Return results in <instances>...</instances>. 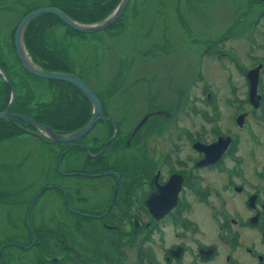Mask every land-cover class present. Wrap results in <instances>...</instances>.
<instances>
[{
    "label": "flooded vegetation",
    "instance_id": "af4514ba",
    "mask_svg": "<svg viewBox=\"0 0 264 264\" xmlns=\"http://www.w3.org/2000/svg\"><path fill=\"white\" fill-rule=\"evenodd\" d=\"M259 14L264 16V9ZM258 20L231 37L245 53L226 45L231 34L219 42L204 39V44L216 41L207 50L217 59L228 55L231 63L223 67L225 87L209 85L204 76V86L192 92L204 101V137L198 133L202 123L193 129L191 119H179L172 114L175 106L161 105L150 94L135 123L118 119L87 75L75 72L100 100L104 118L93 126L104 121L106 139L100 142L96 135L87 142L84 170H66L65 154L60 165L59 157L52 159L55 168L46 166L34 175L26 170L20 182L5 181L24 172L20 163L0 168L5 171L0 172V218L10 225L1 234L0 264H127L131 254L135 264H264V20ZM182 31L191 33L186 26ZM218 46L231 50L221 55ZM172 72H166L169 79ZM182 87L171 92L182 97L197 89L192 79ZM109 115L119 141L107 142L114 130ZM6 121L17 126L22 121L38 133L30 134L49 143L27 120L13 116ZM84 135L74 146L85 148ZM53 174L60 181H49ZM74 176L72 184L64 182ZM17 222L25 231H17ZM196 235L203 240L193 239Z\"/></svg>",
    "mask_w": 264,
    "mask_h": 264
},
{
    "label": "rangeland",
    "instance_id": "374dc122",
    "mask_svg": "<svg viewBox=\"0 0 264 264\" xmlns=\"http://www.w3.org/2000/svg\"><path fill=\"white\" fill-rule=\"evenodd\" d=\"M58 2H65L67 10L82 14L90 8H100V5L114 4V8L119 0H58ZM41 5L55 6L51 0H0V66L13 83L16 99L21 101V104L17 106L14 103L11 104L9 110L23 113L21 105L31 96L25 106L31 112L41 111L42 116H45L47 111L34 107V100L38 102L43 100V102L52 104L59 100L55 94L62 91L65 102L63 116L67 119L78 114L76 111L80 105L77 102L78 99L63 83L57 86V83L53 82L51 85L41 79L42 77L29 76L30 72L27 73L22 66L14 46V31L20 18L30 9ZM263 9L264 0L257 2L256 0H128L124 10L112 23L94 32H80L60 18L59 20L50 15L36 19L30 27L33 35L31 42L36 52L42 56V60L46 58L52 63H61L64 57L65 62L69 61L68 63L73 66L76 73L87 75L96 90L101 92L103 101L109 103L111 111L115 108L118 119L122 118L121 120L128 124L131 122V125L135 123L137 117L142 114L143 105L150 94L152 99H156L161 105L175 106L172 110H177V112L172 114L179 119L185 120L186 123L187 121L190 123L189 119H191L193 129L202 123L198 133L204 137V114L202 113L204 101L200 103L198 98H194L192 92L195 90L198 92V87L204 86V76L209 85L225 87L226 69L223 67L231 66L228 55L217 59L218 54L207 50L212 44L216 45L214 43L216 41L204 44V39L209 37L219 42L231 34L226 45H236L238 51L243 53L244 45L237 42L235 37H231L235 36L252 19L259 18L263 21L264 16L259 14ZM184 26L191 29L189 35H184L182 31ZM185 43L190 44L186 49L178 48V45ZM170 44L175 45V48ZM230 46H218L221 55L222 51L230 52ZM204 54H206L205 61ZM202 57L203 60H201ZM167 71H173L172 79H169ZM2 79L6 82L0 74V110L7 106L11 97L10 86L7 82L3 84ZM191 79L192 86L197 89H189L190 94L188 93L187 96L179 97L173 91L171 92L172 88L178 90L180 87L184 88L182 86H188ZM26 83L30 86L27 87ZM74 102H76L74 106L70 105ZM184 113L192 115L186 118ZM77 117L76 120L81 121L79 114ZM21 122L18 121L19 124H23ZM3 127L4 125L0 124V133ZM106 130L108 131L109 127L106 128L104 121L97 122L81 138L82 144L89 146L86 142L90 143L92 136L96 135H99V141H104ZM1 136L0 168H13L19 166L18 163L21 168L24 167V172L19 175L15 173L17 179L9 176L11 179L6 177V182H16V180L20 182V178L26 177L24 175L26 170L34 175L43 167H54L50 165V162L53 158L59 157L64 145L68 146V143L43 142L27 131L14 135L1 134ZM112 139L120 140L118 134H115ZM160 143L163 144L162 141ZM86 147L73 146L67 151L63 159L66 170L74 166L82 170L88 167V155L84 150L87 149ZM0 172L5 173L3 170ZM47 179L49 177L38 181L42 183ZM49 181H60V176L53 174ZM74 181L75 176L64 178L66 184H72ZM24 212L25 207L22 214ZM196 216L198 217L194 214L192 217L196 218ZM16 224L18 227L21 226L19 222ZM9 228L10 225L0 218V241L5 237L1 234ZM67 229H69L68 224ZM70 230L72 231L71 220L68 231ZM17 231H25L24 225ZM194 238L197 241L203 240L200 235ZM187 242L192 243L191 240ZM133 259L131 254L126 263L135 264Z\"/></svg>",
    "mask_w": 264,
    "mask_h": 264
},
{
    "label": "water",
    "instance_id": "95a60500",
    "mask_svg": "<svg viewBox=\"0 0 264 264\" xmlns=\"http://www.w3.org/2000/svg\"><path fill=\"white\" fill-rule=\"evenodd\" d=\"M127 2L128 0H119L117 5L113 8V10L108 15H106L104 18L98 21L89 22V23L80 22V21L73 19L66 12H64L62 9L56 6L41 5V6H37L27 11L20 18L19 22L17 23L15 27L14 46H15L17 56L22 66L30 73L37 75L39 77H43L47 79L63 80V81L73 84L74 86L79 88L89 98V100L92 102V105H93L91 116L89 117V119L87 120L85 124L69 132L56 131L50 124L36 121L22 112H13L9 110V107L14 100L15 90L6 72L0 66V74L4 77V79L9 84L10 89H11L10 101L4 109L0 110V118L6 119V120H12L13 116H18L30 122L33 126H35L40 131H43L46 134V136L53 142H56V141L68 142L69 141L70 143L68 144V146H66L60 152V155L58 158L59 165H60V161L62 159L63 154H65L69 149H71L72 146H74V144H76L75 140L80 138L82 135H84L93 126L96 120L100 118H104V116H102L101 109H100V100L98 96L96 95V93L81 79V77L76 75L74 72L46 69L40 66L38 63H36L31 58V56L29 55L25 47L24 38H23L24 30L26 26L28 25V23L34 17L42 13H52L56 15L58 18H60L63 22L68 24L70 27L80 32L98 31L100 29L107 27L110 23H112L116 19L121 14V12L124 10ZM108 118H112L114 120V118L111 115H109ZM19 126L27 132L38 134L36 130H33L25 125L19 124ZM116 132H117V123L114 120V130H113L112 136L107 140V142L116 134ZM107 142H105V144H107ZM34 199H32V201L30 202L29 208L26 213V223L27 224H28V216L30 214L31 205Z\"/></svg>",
    "mask_w": 264,
    "mask_h": 264
},
{
    "label": "trees",
    "instance_id": "16d2710c",
    "mask_svg": "<svg viewBox=\"0 0 264 264\" xmlns=\"http://www.w3.org/2000/svg\"><path fill=\"white\" fill-rule=\"evenodd\" d=\"M51 1L53 2V4L55 6L59 7L64 12H66L69 16H71L72 18H74L75 20L80 21V22L97 21V20L101 19V17H103L106 14V12H109L114 6V4H111L109 6L100 5L99 6L100 8H98V9L97 8H94V9L90 8L88 11H84L82 14H79L76 11L73 12V11L67 10L65 2L59 3L58 0H51ZM40 15H38L36 18H33V21L36 20V19H39V18H43V17L48 16V15L54 16V18L59 19L56 15L51 14V13H42ZM33 21L26 26L25 33H24L25 45H26V48H27L29 54L31 55L32 59L36 63H38L40 66H42V67H44L46 69L63 70V71H67V72H75L73 66L68 63L69 61L65 62V58L64 57H62L63 61L61 62V63L64 62L63 64L58 63V62L52 63L46 58H44L42 60V56L39 53L36 52V50L32 46V42H31V36H33V35L31 33L30 27L32 26ZM29 35H30V40H29ZM27 73H29V72L27 71ZM28 75L31 76V77L35 76V75L31 74V73H29ZM52 81L57 83V86L59 84H62V83L67 85L70 93L74 94L73 96L76 99H78L77 102H79L80 105L76 108L77 109L76 111H78V114L81 116L80 117L81 121H77L76 120L78 118L77 117L78 114L75 115L74 117H68L67 119H64L63 108H64V105H65V102H64V96L62 94V91L58 92L57 94H55V96L60 101L58 100V101H56V102H54L52 104H49L48 102H43V100H41V102H38L37 100H34V103H35L34 107H37L38 110H46L47 111V114L45 116H42V112L41 111L31 112L30 109L25 106V104L29 101L31 96H29L22 103V105H21L22 108L21 109L23 110V112H27L28 114L32 115L34 118H38V119L50 124L56 131H59V132H66V131H69V130H73V129L79 128L82 124H84L85 121H87L89 115L91 114V110H90L91 106L89 104V99H86L87 97L85 98V96H84L85 94L83 92H80L79 88H76L71 83H68V82L66 83V81H63V80H60V81L58 80L57 81V79L50 80V82H52ZM2 83L3 84H7L3 79H2ZM26 85H27V87L30 86L28 83H26ZM7 87H8V85H7ZM81 95H83V97ZM20 104H21V101L16 99L15 105L17 106V105H20ZM75 104H76V102L70 103V105H72V106H74ZM26 109H29V110H26ZM0 124L4 125V127L2 128V133H0V138L2 137L1 134H12V135H14V134H17V133H19L21 131L20 126H16V125H14V124H12V123L4 120V119H0ZM40 137H42V136H40ZM43 138H45V137L43 136ZM46 141L49 142V143H51V142L55 143V144L58 143V142L51 141L48 137H46ZM100 142H99V146H97L98 149H99L100 144H101ZM63 143L67 144L68 142H63ZM86 144H87V142H86ZM74 147H79L80 148V146H74ZM64 156H63V158H64ZM11 166H13V165H11Z\"/></svg>",
    "mask_w": 264,
    "mask_h": 264
},
{
    "label": "bare ground",
    "instance_id": "6f19581e",
    "mask_svg": "<svg viewBox=\"0 0 264 264\" xmlns=\"http://www.w3.org/2000/svg\"><path fill=\"white\" fill-rule=\"evenodd\" d=\"M40 16H41V15H40ZM32 21H33V20H32ZM32 21H31V22H32ZM31 22H30V23H31ZM18 61H19V60H18ZM35 77H36V76H35ZM49 80H51V79H49ZM57 81H58V80H57ZM59 81H60V80H59ZM66 83H67V82H66ZM72 86H73V85H72ZM73 87H74V86H73ZM75 87H76V86H75ZM76 88H77V87H76ZM79 91L82 92L80 89H79ZM81 96L83 97V95H81ZM84 96H85V98L87 97L86 95H84ZM85 98H84V99H85ZM86 99H88V97H87ZM92 107H93V106H92ZM81 115H82V114H81ZM65 118H66V117H65ZM62 120H63V119H62ZM62 122H63V121H62ZM79 123H80V122H79ZM80 124H81V123H80ZM67 127H68V126H67ZM63 128H64V127H63ZM64 131H65V130H64ZM51 152H52V151H51ZM49 153H50V152H49ZM52 153H53V152H52Z\"/></svg>",
    "mask_w": 264,
    "mask_h": 264
}]
</instances>
